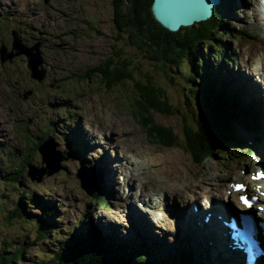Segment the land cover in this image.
Segmentation results:
<instances>
[{
    "label": "rangeland",
    "instance_id": "374dc122",
    "mask_svg": "<svg viewBox=\"0 0 264 264\" xmlns=\"http://www.w3.org/2000/svg\"><path fill=\"white\" fill-rule=\"evenodd\" d=\"M111 1L0 0V45L3 42L10 51L12 30L26 46L39 44L41 68L45 71V78L41 82L31 79L23 55L13 57L11 62L0 64V250L3 255H7L11 252V249L6 248L8 244L25 246L23 258L17 264H37L41 259H46L59 245L54 239L64 242L65 239L70 240L69 233H85L90 228L98 231L96 227L101 230L98 219L106 220L112 217L111 222L115 225L113 231L118 233L120 239H127L131 233L133 235V232H136L134 226L126 219L130 201V198L126 200V197L132 196L136 199L141 187L137 182H126L131 170L127 167L130 164L127 163L128 154L120 155V151L126 149L125 146L137 145L154 157H172L176 164L173 168L177 167L176 176L172 177L176 182L215 181V175L218 176L216 173H219L221 181L227 173L231 177L241 174L245 177L241 181L248 182L252 171L249 163L252 160L248 159V155L235 159L230 154V160L225 161L226 155L216 152L212 157L204 159L202 166H198L182 148H165L148 140L135 115L134 99H137L138 89L134 82L125 80L107 90L105 79H101L93 69L103 65V62L109 57L113 58L115 54H120L119 60L124 58L123 54L128 55L132 59L133 67L138 70V73L134 74L135 83L145 86L146 77L151 78L153 87L160 89L168 104L179 110L175 116L151 114L155 123L170 128L175 134L180 133L182 114L189 113L186 109L189 108L195 113L197 111L195 93L188 89V75L181 72L180 68L168 65L163 68L160 63L150 61L146 57L149 55L143 49L129 45L123 34H120L118 41L114 40ZM251 5V0H240L237 7L222 15L221 23L215 28L216 34L221 37L218 42L221 47H213V55L207 57L204 44L200 46L201 53L205 54L206 61L210 60L211 66L214 64L216 68L220 67V55L226 59L223 67L227 68L224 72L229 78L227 75L223 77L231 81L233 91L237 94H241L243 90L234 86L233 72H248L250 76H256L255 67L249 64L247 54L256 46L264 48V31L260 24L258 27L254 23L253 14L249 10ZM33 12H38L39 18L32 15ZM45 14H52L54 20L48 21L50 17ZM259 18L262 19L260 13L257 21ZM228 32H231L232 36L226 35ZM219 71L217 73H220ZM66 122L71 126L77 125L74 128L76 155L67 148L66 134L61 135ZM237 129L249 136L247 130L238 127ZM248 131L254 135L259 133L251 129ZM49 136L57 145L56 149L64 156L62 169L53 175L42 177L35 183L26 176L24 165H20L21 169H18L19 162L25 158L21 164L27 159V163L30 161L32 165L40 167L41 159L36 148L40 141ZM103 138H106L109 144H100L104 141ZM149 146L153 147L154 151ZM247 150L251 151L249 148ZM136 154L140 158L132 157V161H136H133L134 166L131 168L142 171L149 157L143 150H137ZM106 155L108 165H112V168L116 167V163L121 162L123 165L122 169L115 172L111 187L106 184L107 179L100 170L104 186L103 188L101 183L102 194L106 196L109 205L104 210L94 204L92 196H87L82 191L74 175L80 163L96 167L100 162L106 161ZM257 155L259 157V153ZM142 159L144 163L141 166ZM137 163L140 166L136 165ZM167 168H172L170 163ZM239 168H242L241 173H238ZM13 170H19L20 173L12 175ZM137 174L140 173L134 172V175ZM13 176L20 177L18 182H12ZM221 181L218 183L221 184ZM185 184L174 190L161 189L151 193L159 195L162 190L169 193L173 200L170 205L172 207L179 203V197L184 196L191 198L189 204L195 203L200 207L207 193L201 189L186 190ZM128 188L130 190L126 191ZM141 193L143 195L149 192L141 190ZM195 193L200 196L194 197ZM196 198L200 199L195 200ZM24 199H30L32 204L23 208L19 202H25ZM152 200L156 201L153 196ZM41 202L48 203L57 211L55 219L59 221L60 231L38 241L31 223L32 219L39 215L38 203ZM125 202L126 205L123 206ZM16 207L19 208L17 212L26 213L27 216L24 215L21 219L9 216ZM119 208V212H116ZM106 235L113 237L116 242H123L113 235ZM166 236L171 234L167 232ZM167 242L173 245L175 251L169 264H183L178 254L181 251L189 253L186 249L190 245L184 242L182 237H176L174 243L167 238ZM157 244L159 246V243ZM145 247L151 250L149 246ZM155 251L160 260L165 262L160 246ZM193 256L196 259V256ZM196 263L203 264L202 261Z\"/></svg>",
    "mask_w": 264,
    "mask_h": 264
},
{
    "label": "trees",
    "instance_id": "16d2710c",
    "mask_svg": "<svg viewBox=\"0 0 264 264\" xmlns=\"http://www.w3.org/2000/svg\"><path fill=\"white\" fill-rule=\"evenodd\" d=\"M151 3L152 0H112V25L116 32L114 40L118 41L119 37L121 38L120 34H123L126 42L137 49H143L149 55L146 57L150 61L160 63L163 68L165 65L174 66L180 68L181 72H186L188 89L195 93L200 111L195 114L193 110L187 108L189 113H183L181 116V133L175 134L170 128L157 125L151 114L175 116L179 110L168 104L160 89L153 87L151 78L146 77L145 86L135 83L134 74L138 73V70L133 67L132 59L128 55L123 54L124 58L121 60L120 54H115L113 58L109 57L103 65L93 69L94 73L105 79L107 90L125 80L134 82L138 89L137 99H134L135 115L151 142L180 148L181 144H184V149L190 150V157L195 163L213 156L215 152L223 153L226 147H242L243 140L236 136L234 126L253 130L251 109L240 97L230 93L228 83L225 85L222 80V74L217 75L210 60H205V54L201 53L200 49L201 44H204L207 57L213 55V47L217 46L220 49L218 42L221 41V37L220 34H216L215 28L221 23L224 11L226 13L229 11L221 6L224 11L216 9L208 21L172 33L154 20L150 10ZM227 34L232 36L231 32ZM220 58L224 57L220 55ZM221 69H224L223 65ZM190 123L194 126H190ZM185 143L189 147L186 148ZM17 173H20L19 170L12 175ZM19 178L13 176L12 182H18ZM98 197L99 192H95L94 201ZM24 200L25 202H19L23 208L27 204H32L30 199ZM100 201L103 207H107L104 200ZM38 205L39 215L30 223L35 228L34 236L39 241L49 238L51 233L55 235L60 230L59 221L55 219L57 211L53 206L46 202ZM18 210L16 207L9 216L19 219L27 216L26 213L17 212ZM68 235L71 237L70 240L65 239L64 242L54 239L59 244L57 248L37 264H163L157 258L158 255L153 254L151 250L146 248L132 250L133 248L130 249L129 246L119 244L111 238H104L93 229L86 234L75 232ZM6 248L11 249V252L3 255L0 250V264H17L26 251L25 246H15L13 243L8 244ZM179 257L183 263H190L188 258L184 260L182 255Z\"/></svg>",
    "mask_w": 264,
    "mask_h": 264
},
{
    "label": "bare ground",
    "instance_id": "6f19581e",
    "mask_svg": "<svg viewBox=\"0 0 264 264\" xmlns=\"http://www.w3.org/2000/svg\"><path fill=\"white\" fill-rule=\"evenodd\" d=\"M251 1H252L253 5L250 6L249 10L253 14L254 21H255L254 23H256L258 27L261 25L263 28V31H264L263 19L259 18V20L257 21V16H259V13H260V7L258 8V2L259 1L258 0L257 1L251 0ZM239 4H240V0H218L217 7L220 6V8H221V6H222L226 10L230 11L229 10L230 7L232 9V8L237 7ZM259 5H260V3H259ZM224 13L228 14L225 11H224ZM32 15L38 17L40 14L38 12H33ZM45 16L50 17V18H48V21L54 20L51 17L52 14H45ZM40 24H41V22H40ZM55 29H56V27H55ZM247 59L250 60L249 64H253V65H254V63L257 64L255 72L253 71L256 76H250L251 74L249 75L248 72L246 74L245 73L243 74V73L238 71L239 74L233 72L232 77L235 78L234 86H236L237 89L243 90V91H241L243 100L247 101V102L248 101L254 102V104L258 105L260 111L263 112V113L261 112L262 115H260L261 116L260 121H259L260 123L257 122L253 126L254 131H259V133L255 134V140L257 141L258 145H255V143H252V145H251V142L249 140H248V142L250 143V145L252 147L256 146V151L258 149L259 156H260L262 162H264V101L262 104V98H263V96H262L263 92L262 91L264 90V79H263L264 78V48L261 46H256V48H252V50L250 52H248V54H247ZM214 67L216 68L215 65H214ZM257 74L260 75V77H258ZM262 76H263V78H262ZM253 80H254V83H253ZM230 88H231V86H229V89ZM258 97H260V98H258ZM75 127H77V125L71 126L70 123L66 122L65 127H63L62 132H61V135H63L62 133L66 134V136H65L66 142L68 143L67 148L74 155H76V153H77L76 149H75V143H74V140L76 139L75 131H74ZM246 132L249 134V138L254 140V133L249 132L248 130ZM245 137H246V135H245ZM246 139H247V137H246ZM110 143H112V142H110ZM100 144L106 145V144H109V141L106 138H104V141H102ZM125 147H126V149L120 151V155H122V156H126L127 154H130L132 156L133 154H136L137 150H143L144 152L147 153V155L149 157L145 161V167L143 168L142 172L140 174H137V175H132L131 172H129L128 177H127L128 180H126L127 183L137 182L140 185L141 190H146L150 193H151V191L161 190V189L174 190V189H177L181 184L186 183L185 184L186 190H193L194 191L195 189H201L203 192L207 193V195H205L206 198H203V197H201V198H203L204 202L206 201V202L212 203V206H210L212 211L216 209V207L218 206L217 203L219 201H223V200L225 201L226 199L234 200V199L238 198V196L241 194V192L240 193L235 192L232 189V187L229 186L231 182L236 181L235 178H237V179L241 178L240 175L231 177L229 174L226 173L224 179L221 181L218 177L219 173H216L218 176L215 175V177H216L215 181H210V182H206V181H203V182H201V181H193V182L179 181V182H176V181H174L176 179H174L172 177L176 176L175 173L177 172V167L173 168V166L176 164H175L172 157H169V156L154 157L148 151H146L144 148H140L139 146L134 145V144L133 145L131 144V145L125 146ZM150 148L154 151L153 147H150ZM116 156H117L116 160H118L119 158H118L117 153H116ZM107 157H108V155H106V161L100 162L98 164V167L104 173V175L107 179L108 183H106V184L111 187V186H113V183H114V179H115L114 176L116 174L115 172L119 171L120 168L122 169L123 164H121V162H120L118 164V167L112 168V165H108ZM224 159H226V157H224ZM127 163L132 164L131 159H128ZM169 163L171 164L172 168H167ZM251 167L255 168V165L253 163H251ZM156 178H158L159 180ZM169 178H171V179H169ZM218 181H221V184H219ZM235 183L236 182H234V184ZM102 186H103V183H102ZM255 188H256L255 184L251 183L250 189L254 190ZM161 192L159 195H157V198H158L157 205H156V201L152 200V196L154 193L152 194V196H149L148 194H146V195L141 194L140 195L142 197L144 203L149 205L152 209L156 208L158 210L163 211V213L160 214L158 210H156V211L144 210L145 212H148L149 214H155L154 222L148 221L149 217H147V218L142 217L141 219L138 220V221H141V223H140L141 226H139L137 224L138 227H135V230H137V232H133V235L131 233L130 236L124 240L120 239L118 233L116 234V232L113 231V228L115 227V225H113L111 222L113 220L112 217L108 218L106 220H100V219L97 220L98 226L102 230V231L101 230L100 231L102 233L104 232L105 234L113 235L118 240L123 241L120 243H123L124 245L129 246L130 249L136 248L139 246H149L151 248V251L153 252V254L157 255L155 249L158 250V247L160 246V250L163 252V258H164L163 260L165 261L166 264H169L175 255L173 245L171 243L167 242V238L170 239V242L174 243V241H176V237H178V238L182 237V240L184 242H186L188 245H192L191 249L193 252H191V254L196 256V259L194 258V263H196L198 261H202L203 264H232L233 261L231 260V257H233V255L231 254L232 253L231 250L228 249L229 247H225L226 245L223 246L222 240L218 238L216 233L215 234L211 233L212 236L209 235V237L212 239L207 240V238H201L200 236H198L195 233L187 234L188 233L187 231H189L190 228H188L186 230L185 227H183L179 221L174 222V219L171 218L167 214V211H169V208L166 207V205L164 203V199L161 198V197H163ZM196 193H195L196 196H194V197L200 196V194L197 195ZM165 194H166V196H169V193H165ZM129 198H130V201H129V204L127 205V207L129 205H132V207H133V202H136V199H135V197L133 198L132 196H130V197H126V200H128ZM131 198H132V200H131ZM184 198H186L188 200L190 199L187 196L186 197L184 196ZM197 199H200V198H196V200ZM138 202H140V201L138 200ZM185 204H186L185 202H180L181 206H184ZM125 205H126V202L124 203L123 206H125ZM213 206H214V208H213ZM205 209H209V205H206ZM119 210H120V208L116 212H119ZM205 211H207V210H205ZM242 213L250 214L252 212L242 211ZM131 214H132V212H131ZM103 226L105 228H103ZM221 226L224 229L226 228L225 224H223V223H221ZM156 228H159V230H156ZM167 232H168V234L170 233L171 236H166ZM126 240H128V241H126ZM151 242H153V243H151ZM157 243H159V246ZM227 246H228V243H227ZM132 250H134V249H132ZM193 253H196V254H193ZM237 257L238 256L236 255L233 257V259L237 258ZM157 258L160 259L159 256Z\"/></svg>",
    "mask_w": 264,
    "mask_h": 264
},
{
    "label": "water",
    "instance_id": "95a60500",
    "mask_svg": "<svg viewBox=\"0 0 264 264\" xmlns=\"http://www.w3.org/2000/svg\"><path fill=\"white\" fill-rule=\"evenodd\" d=\"M218 0H152L150 10L154 20L166 29L169 32L175 33L179 32L182 29L192 28L198 26L201 22L208 21L212 17V11L217 5ZM13 42L12 49L13 52H7L4 46L0 48V61L1 63L6 60H11L12 57L25 54L28 57V67L31 70V77L40 81L44 78V71L38 69V66L41 64L38 53V45H34L31 48L24 47L16 34L13 32ZM36 51L33 54V51ZM137 97V95H136ZM201 115V113H199ZM201 119L203 117L201 116ZM155 122V121H154ZM157 124V123H156ZM159 125V124H157ZM181 125V120H180ZM161 126V125H159ZM190 126H194L190 123ZM168 128L166 126H162ZM237 137L236 129L234 130ZM181 133V126H180ZM179 133V134H180ZM240 138V137H239ZM186 148L189 147L187 143ZM242 147H226L222 155H226L225 161L230 160L229 155L232 154L235 159L239 156H242L244 152L248 151L247 145L243 142ZM56 144L49 137L38 146V151L42 157V163L45 164L44 167L38 169L35 166L29 164L27 175L31 180L39 182L41 178L46 175L50 176L62 169L61 163L63 161V156L60 151L55 149ZM165 148H174L166 147ZM181 148L190 156V150L184 149V144H181ZM211 156H208L204 159H207ZM191 158V157H190ZM192 160V158H191ZM200 160V159H198ZM193 161V160H192ZM195 165L202 166L203 161H198ZM228 171V170H227ZM239 173V172H238ZM75 178L78 180L79 187L87 196H92L95 192H98L101 188V178L99 177L98 171L93 168H86L82 165H79V168L75 172ZM241 176V174H240ZM243 177L238 178L237 181L242 182Z\"/></svg>",
    "mask_w": 264,
    "mask_h": 264
},
{
    "label": "clouds",
    "instance_id": "9594fccd",
    "mask_svg": "<svg viewBox=\"0 0 264 264\" xmlns=\"http://www.w3.org/2000/svg\"><path fill=\"white\" fill-rule=\"evenodd\" d=\"M48 0H44V2H47ZM216 9H219V7H217V5L215 6V8L213 9V11H212V15H213V12L216 10ZM181 31V30H180ZM15 33L16 34V36H17V33L14 31V30H12L11 32H10V36H11V42H10V46H11V49H10V51H8L7 50V48L2 44L3 42H1V45H0V48H1V46H4L5 47V49L7 50V52L9 53V52H13V53H15V50H13L12 49V42H13V36H12V33ZM115 37H116V32H115ZM114 37V38H115ZM17 38L19 39V37L17 36ZM119 39H120V37H119ZM118 39V40H119ZM19 41H20V43L24 46V47H26V48H31V47H33L34 45H38L39 46V44H33V46H26L25 44H23L22 42H21V40L19 39ZM38 51V50H37ZM36 53V51L34 50L33 51V54H35ZM38 53H39V51H38ZM20 55H23V56H25V58H26V68L28 69V71H29V75H30V78L31 79H34V78H32L31 77V70L29 69V67H28V57L25 55V54H20ZM20 55H17V56H20ZM14 57H16V56H14ZM13 58V57H12ZM39 58H40V54H39ZM222 60H221V63H220V67H217V68H213L215 71H216V73H217V71H219L221 74H222V80L224 81V84L225 85H227V83H228V87L229 86H231V90L233 91V87H232V83H231V81L229 80H227L226 78H224L223 76H226L227 74H225V72H224V70H226L227 68H224V69H221V66L223 65L222 64V61L224 60V62H225V58H221ZM12 60V59H11ZM11 60L9 61V60H6L5 62H11ZM41 60V59H40ZM233 60V59H232ZM5 62H3V63H5ZM3 63H1V61H0V64H3ZM225 64V63H224ZM41 65H42V61H41V64L38 66V69L40 70V69H42L43 71H44V69L43 68H41ZM213 67V66H212ZM217 69V70H216ZM220 73H217V75H220ZM227 77H228V75H227ZM44 78H45V71H44ZM43 78V79H44ZM229 78V77H228ZM42 79V80H43ZM231 79H233L232 77H231ZM42 80H40V81H38L37 80V82H41ZM234 80V79H233ZM263 93H262V96H263V98L262 99H264V90L262 91ZM233 95L234 96H238V97H240V99H241V94L239 93V94H235L234 92H233ZM26 96H24V98H25ZM258 98H260V97H258ZM242 100V102L243 103H245L246 104V106H248L250 109H251V115H258L259 113V111H260V109H259V107H258V105H256V107H255V105L254 104H252L251 102H246V101H244L243 99H241ZM195 103H196V107H197V111H196V113L195 114H197V112L198 111H200V107L198 106V104H197V102L195 101ZM257 108V109H256ZM186 114V113H185ZM260 118H261V116L260 115H258ZM259 122V121H258ZM257 122H254V124H256ZM254 124H253V126H254ZM235 128H237V126H234ZM254 131V130H253ZM237 135H238V133H237ZM239 136V135H238ZM50 137V136H49ZM49 137H47V138H49ZM240 137V136H239ZM255 137V136H254ZM47 138H44L42 141H40V144H42V142L44 141V140H46ZM51 138V137H50ZM241 138V137H240ZM52 139V138H51ZM242 139V138H241ZM53 140V139H52ZM243 140V139H242ZM54 142V141H53ZM243 142L245 143V141L243 140ZM55 143V142H54ZM246 144V143H245ZM158 145V144H157ZM161 146V145H160ZM56 147H57V145H56ZM56 147H55V149H56ZM36 150H37V152L39 153V151H38V147L36 148ZM57 150V149H56ZM59 151V150H58ZM216 153V152H215ZM214 153V154H215ZM219 153V152H218ZM247 153H251L249 150L248 151H246V152H244V154H247ZM62 154V153H61ZM213 154V155H214ZM39 155H40V159H41V166L40 167H37V166H35L36 168H38V169H40V168H42V167H44L45 166V164H43L42 163V157H41V154L39 153ZM62 156H63V154H62ZM212 157V156H211ZM27 158V157H26ZM25 159V158H24ZM23 159V160H24ZM22 160V161H23ZM63 160H64V156H63ZM22 161H20L19 162V165H23V164H25L24 165V167H25V169H26V176L28 177V175H27V172H28V165L29 164H31L30 163V161L27 163V159L25 160L26 162H24V163H22L21 164V162ZM32 165V164H31ZM18 166V165H17ZM34 166V165H33ZM78 168H79V166H78ZM77 168V169H78ZM18 169H20L19 168V166H18ZM76 169V170H77ZM76 170H75V172H76ZM15 171L16 170H13V172H11V173H15ZM44 176H46V175H44ZM43 176V177H44ZM28 179L30 180V181H33V182H35L36 183V181L35 180H31L29 177H28ZM100 194V197H98V199L96 200V201H94V204H96L97 205V203H99V205H101V204H103L102 203V201H100V200H104L105 202H106V204L108 205V203H107V199H106V197H104V196H102L101 195V193H99ZM92 197H93V195H92ZM94 200V199H93ZM89 230H91V228L90 229H88V230H86V232L84 233L83 231H81L82 233H84V234H86ZM94 230V229H93ZM98 231H96V230H94V232L95 233H100V229L98 228L97 229ZM102 234V233H101ZM101 234H99V235H101ZM103 236H105L106 238H111V237H109V236H107L106 234H102ZM115 241V240H114ZM117 243H119V244H123V243H120V242H117ZM143 248H146L145 246H139V247H136V248H133L134 250H139V249H143ZM151 249V248H150ZM188 259H189V262L190 263H183V264H198V263H193L194 262V256L193 257H188ZM159 261H161L160 259H159ZM162 262V261H161ZM163 264H166L165 262H162Z\"/></svg>",
    "mask_w": 264,
    "mask_h": 264
},
{
    "label": "snow or ice",
    "instance_id": "6c2138e0",
    "mask_svg": "<svg viewBox=\"0 0 264 264\" xmlns=\"http://www.w3.org/2000/svg\"><path fill=\"white\" fill-rule=\"evenodd\" d=\"M256 178H260V176L258 175ZM234 187H235L236 191L239 192V191H242L243 190V187L244 186L242 184H236ZM239 200H240V202L242 204H244L245 206H248L249 199L247 197H245L244 195H240L239 196ZM260 207H261L262 210H264V205H261Z\"/></svg>",
    "mask_w": 264,
    "mask_h": 264
}]
</instances>
